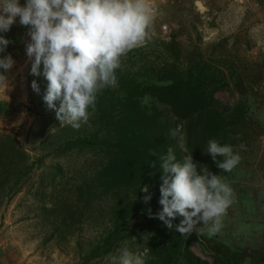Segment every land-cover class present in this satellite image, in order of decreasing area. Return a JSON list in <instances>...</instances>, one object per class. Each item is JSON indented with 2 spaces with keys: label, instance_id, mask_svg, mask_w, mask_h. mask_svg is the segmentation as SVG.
<instances>
[{
  "label": "rangeland",
  "instance_id": "rangeland-1",
  "mask_svg": "<svg viewBox=\"0 0 264 264\" xmlns=\"http://www.w3.org/2000/svg\"><path fill=\"white\" fill-rule=\"evenodd\" d=\"M149 2L155 7L151 39L168 43L174 38L186 52L201 53L221 68L230 88L217 90L215 96L225 107L241 102L244 116L229 126L228 136L242 159L231 172L221 169L217 174L234 189L235 200L221 231L210 234L200 222L189 247L210 260L203 237H212L253 257L241 264H264V0ZM4 35L12 41L6 51L15 64L0 84V264H119L121 249L109 250V243L100 247L110 212L101 209L98 199L91 207L86 203L84 180L89 171H100V161H87L78 143H101L98 121L91 120L90 112L79 129L60 124L43 101L47 80L30 73L27 27L16 23ZM151 51L158 55L157 48ZM235 79L243 83L242 93L234 88ZM33 80L39 92L32 89ZM105 89L96 103L108 97ZM139 101L158 109L169 129L183 123L150 95ZM173 139L182 159L189 154L187 140V151H182ZM241 143L246 150H240Z\"/></svg>",
  "mask_w": 264,
  "mask_h": 264
},
{
  "label": "trees",
  "instance_id": "trees-1",
  "mask_svg": "<svg viewBox=\"0 0 264 264\" xmlns=\"http://www.w3.org/2000/svg\"><path fill=\"white\" fill-rule=\"evenodd\" d=\"M150 48H157L158 55L154 56L151 50L148 54L140 52ZM116 72L117 85L106 87L108 97L90 109L91 120L98 121L95 130L96 136L101 135V143L91 139L78 143L87 161H100V171H89L84 180L88 206L98 199L101 209L110 212L106 215L109 227L100 247L109 243V250L128 248L142 254L145 264H241L250 257L245 250L232 249L204 236L210 260L201 258L189 247L194 234L182 235L149 215V210L155 214L162 209L159 199L163 156L170 147L177 159L181 156L161 112L139 101L148 94L169 106L184 124L188 153L194 162L218 174L221 169L205 152L208 141L215 138L230 144L229 126L234 121L242 122L244 117L241 102L225 107L215 96L217 90L230 88L225 72L204 60L201 53L186 52L174 38L168 43L147 40L126 54ZM234 88L242 93L244 85L235 79ZM144 185L148 186V193L141 191ZM97 188L100 195H95ZM149 194L151 199L145 202L144 197ZM180 220V216L176 217L173 224Z\"/></svg>",
  "mask_w": 264,
  "mask_h": 264
},
{
  "label": "clouds",
  "instance_id": "clouds-1",
  "mask_svg": "<svg viewBox=\"0 0 264 264\" xmlns=\"http://www.w3.org/2000/svg\"><path fill=\"white\" fill-rule=\"evenodd\" d=\"M154 16L149 0H0V84L7 81L15 64L6 51L12 41L4 34L19 23L27 27L25 53L31 61L30 73L47 80L43 95L47 109L55 111L60 124L79 129L88 122L98 94L117 85L121 58L151 39ZM31 87L40 91L36 80ZM169 134L187 151L183 123L169 129ZM239 148L246 150V145L241 143ZM205 152L223 172H231L242 159L235 145L215 138L209 139ZM161 168L162 209L155 214L149 210V215L182 235L197 231L200 222L210 234L220 232L235 200L231 185L207 166H198L191 153L177 159L171 147ZM141 191L148 193V186ZM150 199V194L145 195V202ZM178 216L183 219L174 225ZM119 264H145V259L122 248Z\"/></svg>",
  "mask_w": 264,
  "mask_h": 264
},
{
  "label": "built area",
  "instance_id": "built-area-1",
  "mask_svg": "<svg viewBox=\"0 0 264 264\" xmlns=\"http://www.w3.org/2000/svg\"><path fill=\"white\" fill-rule=\"evenodd\" d=\"M171 1H172V2H177V1H179V0H171ZM151 5H152L153 9H155V7H154V5H153L152 3H151ZM163 28L166 29V25H164ZM167 38L170 39V36L168 35Z\"/></svg>",
  "mask_w": 264,
  "mask_h": 264
}]
</instances>
